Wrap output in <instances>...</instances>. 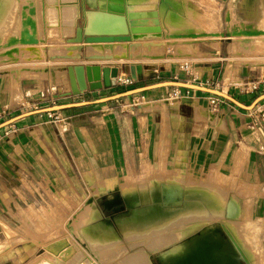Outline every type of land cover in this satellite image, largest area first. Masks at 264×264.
Here are the masks:
<instances>
[{
  "label": "crops",
  "instance_id": "1",
  "mask_svg": "<svg viewBox=\"0 0 264 264\" xmlns=\"http://www.w3.org/2000/svg\"><path fill=\"white\" fill-rule=\"evenodd\" d=\"M84 8L88 11L97 10V7L91 8L86 3ZM162 31L165 38V28L162 27ZM148 40L151 42L153 39L144 40L147 44L142 39L136 40L139 42L138 45H141V47L138 46L141 53L136 50L135 46L134 50L133 47L130 49L122 43L116 47L117 53L112 51L113 56H110L112 58L108 57L105 60L102 58L104 61L100 59L101 62L94 61L89 56L93 50H89L90 48L84 43L83 47L86 46V53L82 48L79 59L71 60L72 62L67 60L66 63H63L65 65L58 66L60 70L62 69L60 67H65L63 68L64 72L61 70V74L65 78L61 75L55 84L51 79H41L42 77L20 79L19 84L22 87L23 97L22 101L18 103L12 102L10 92L11 85L17 80L18 74L14 73L10 82L7 78L8 74L0 75V124L14 116L33 110L32 102L42 100V93L56 98L57 104L92 101L111 95L115 87L101 85L100 68L107 65L118 66L119 73L131 75L129 66L134 64L138 76L134 86L154 83L152 80L158 77V74L155 73L158 72L157 67L160 68V66L170 72L172 78L175 74H180L181 79L186 80L182 71L176 66L179 59L186 57L183 45L163 46L162 51L169 57L167 58L169 62L166 60L157 62V60L153 61L154 57L152 56L153 59L150 56L143 58L144 51L154 53V50L149 46H142V42L144 45H151ZM196 44H201V42ZM197 46L200 49V45ZM204 46L215 51L211 56H220V48L213 45ZM177 47L179 48L176 50ZM133 50L134 52H132ZM125 51L135 54L134 57L137 55V59L125 60L127 54ZM220 60L221 57H218L213 63H210L212 64L210 66L199 65L201 63L199 62L198 65L203 69L194 72L196 79L192 78V81L202 80L205 69L209 70V74L205 77V83L208 84L212 72L216 75L221 69ZM61 62H65V60ZM80 64L87 68L88 89L83 93L76 94L73 93L74 88L77 87L75 77L71 76L66 67ZM140 70H142V74ZM232 79L230 81L232 84L259 79L258 82H261V86H263L262 82H264L262 78H252L251 76ZM172 88L163 87L150 90L152 92L149 96L151 102L147 109L142 106L128 108L122 106L123 104L116 106L112 103L113 101H110L58 111L66 119L59 121L64 124L63 131L59 127V122L52 121L49 113L30 115L0 129V233L5 235L6 240L11 242L15 239L8 233V230H13V226L23 227L25 225L23 215H25L24 209L28 200L34 199L38 204L44 203L45 182L48 180L58 183L60 179L69 177L74 179L77 184L78 182L84 185L88 184L90 189L93 188V184H97L95 187H99L98 181L100 180H105L106 183H111L114 186L115 182L112 181V183L107 178L142 176V163L149 162L150 175H155L157 178L184 175L191 177L194 173L212 167L219 173L218 176L224 173L253 182L259 189L264 187V108L262 110L258 104L252 110L243 109L224 99L225 101L217 111L210 112L202 105L207 92L182 88L183 98L173 100L166 98V100L163 95L170 93ZM153 97L158 98L154 99ZM234 97L245 104H250L254 100H248L245 95L237 94ZM118 100L116 102H119ZM163 100L167 101V108L165 107L167 115L164 114L162 103H160ZM260 104H264V100ZM49 105L48 102H42L41 108ZM99 117H102L104 121H98ZM35 130L37 137L33 134ZM5 131H12V133L6 137ZM222 170L231 171L234 175L222 172ZM87 178H91L92 181L87 182ZM27 179L36 185L32 197L30 196L32 193L25 185ZM96 189L94 188L92 191L94 196H97ZM99 189L100 192L114 193L106 188ZM120 189L121 186L118 191ZM261 200L259 211L261 219L264 220V193H261ZM122 201L127 207L126 200L123 198ZM70 223L71 220L67 225ZM92 229L94 231L110 230L109 232L118 235L114 225L109 221H103V219L93 221ZM55 240L49 241L46 245ZM46 252L35 255L32 260L38 258L36 260H40V264H49L52 261L47 262L45 260L47 256L39 258ZM155 252L158 253V251L150 252L151 259ZM84 254L82 249L79 250L78 254L73 256V259L71 258L70 264H77L79 261L77 256L82 258ZM76 257L77 259H75ZM30 262L26 264H30ZM159 264H161L160 260Z\"/></svg>",
  "mask_w": 264,
  "mask_h": 264
},
{
  "label": "bare ground",
  "instance_id": "2",
  "mask_svg": "<svg viewBox=\"0 0 264 264\" xmlns=\"http://www.w3.org/2000/svg\"><path fill=\"white\" fill-rule=\"evenodd\" d=\"M160 1L161 0H129V3H131V7L135 10L150 9L156 5L158 11ZM232 2L234 15L238 16L237 11L239 9H244L248 13V16H250V20L254 21L253 23L259 22L264 13V0H255V2L252 1L254 3L249 2L247 5L244 0L245 6L242 3V0H232ZM85 3L91 8H95L97 5V0H26L22 4H19V0H0V39L2 40L4 36L8 34V32L10 33L8 39L3 43L5 44L4 47L12 46L11 51L17 50V48H22L26 49L30 53L29 58L27 59L29 62L28 67L21 70V72L16 76L17 80L14 81L13 85H11L10 92L12 97L11 99H13L12 102L22 101L23 92L22 87L19 84L20 79L23 77L38 78L42 76L43 71H38L39 68L36 67L49 66V73L52 77V83L55 84L58 82L59 77H61L62 74L58 65L56 66V64H58L57 62H61L62 60L73 61L77 58L79 59L84 43H86V46L90 48L89 50H93L91 51L90 55H88L91 56L94 61H99L102 58H104V60L108 57L112 58L110 57L111 55L113 56L112 51H118L116 47L122 43H124L125 46L127 45L128 48L133 47L134 49L135 46L136 50H139L138 46L141 47V45H138L139 42L136 40L131 42L84 41L82 38L84 26L82 25L83 20L81 17H83ZM162 9L163 6H160V15L158 11L161 31L162 27L164 28L166 26L163 17L161 19ZM41 18H47L48 22H59V26L63 28L64 32H68L69 36L73 39L70 42L65 43V45L60 44L62 45L60 47L53 46L52 44L49 45L48 49L50 52H48L46 49V34H44L41 25ZM79 19H81L80 23ZM102 20V18L96 19L95 24L97 28H100L103 25L101 22ZM169 23L170 22L168 21V24ZM172 24L173 23H170L169 26L174 28ZM54 31L57 32L56 30ZM163 34L164 33L162 31V37L164 38ZM258 36L264 38V34H260ZM163 38L159 40H156L157 38H149L153 40L151 42L148 40L151 45L148 44L147 46H149L150 49H153L154 53L148 54L144 52L145 55H143V58L150 56V58L153 59L152 57H154L153 61L157 60V62L165 60L163 58L164 54L161 53L163 45L166 44V40ZM199 38L201 37L196 36L194 38H185L184 43L192 45L193 51H198L199 53L200 50H198L197 45H195L198 40H200ZM144 40L146 41V39H142V41ZM233 40H237L236 36L233 38ZM213 42V45H220L218 39L215 37L213 38ZM143 45L144 44L142 42V46ZM134 50L132 52H134ZM232 51L235 50L232 48ZM139 52L141 53V50H139ZM134 55L135 54L128 52L125 55V60L131 58H133V60L134 58L137 59V55L135 57ZM140 57H142V55ZM196 64H198V62H194V70L200 71L201 67L198 65L196 66ZM63 70L62 72H64ZM66 70L68 71V69ZM140 73L142 74V70H140ZM61 80L63 81V78ZM160 103H162V106L163 104L165 107L167 106L166 100H163ZM149 105V101H144L142 104H140V106L146 109L147 107L149 108ZM164 106V114L167 115V107L165 108ZM198 111L200 115V107ZM97 120L101 122L104 121L102 117H99ZM60 126L62 129H64V126L61 123ZM86 131L87 130L85 129V132ZM36 133L37 132L35 130L33 132L35 137H37ZM151 176L150 178H152ZM154 178L156 177L154 176ZM179 181L181 180L176 179L175 181L168 183L165 182V179L163 180L158 178L155 180V182L150 180V183L141 189L140 187L138 188L128 184L126 185L124 192L121 193L124 195L123 197L126 200L128 206L133 209V214L126 220L119 222V225L124 233L123 235L126 234L124 237L129 234L132 235V233L133 235L136 233L138 234L139 232L140 235L143 234L142 231H139V227H145V229L149 231V234L153 229H158L160 226L165 224L164 230H166V234H162L164 233L162 232L164 227H162L161 230H155L156 236H154L155 234L153 235L148 245V248L151 247L150 249L158 251V256L163 258V264H243V259L247 260L251 264V256H256L259 259L262 258V249L260 250L261 245H258L260 244V239L258 241L256 237H252L253 233H251L252 228H255V226L252 227L253 222H251V220H247V218L251 217V212H253L252 205L249 201L245 200V214H242L241 211H243V207L239 203L237 196L232 195L231 200H229L227 190V193H225L223 192L224 190L221 191L219 189L221 184H218V186L216 185L217 187L215 188H211L202 184L203 186L211 188L209 190V188L207 189L206 187H203L200 183L198 186L197 181H194L195 183L190 181V183H192V187L197 188L192 190V187L187 186L189 184L185 185L187 186L186 189H182L181 184H178ZM240 181L241 183H235L232 188L234 189L238 184H242L243 187L246 186L248 189L253 188L255 185L253 182H249L247 180L241 179ZM198 187L200 188L199 190ZM224 188L230 190L228 187ZM260 191L264 193V187H261ZM99 192V190L96 191V193ZM110 198L111 199L107 202L108 206L112 205L113 201L120 200L119 196L113 195ZM242 215L244 218H240ZM103 217L102 211L98 207L97 203L92 201L87 206H85V208H83V210H81L78 215L75 214L72 216L70 218L71 223L67 225L70 234H72V236L68 237L69 241L75 244L79 250L82 249L85 253L84 257H87V259L93 264L100 261L103 262V260L106 258V256H104L105 258L103 257L104 259H101L104 252L110 251L114 253L113 255L115 256V253L116 255H118V253L121 254L125 248V244L122 243V239L119 235L109 232L110 230L94 231L92 229L93 221H100ZM171 227L174 229V231L172 230L170 232L174 233L167 234V229L171 230ZM256 228L254 229V232ZM151 233H154V230ZM159 233H161L162 236H157ZM258 233L259 232H257V236ZM150 235L152 236V234ZM255 235L256 234H254V236ZM244 238H248L251 241L250 246L245 244ZM256 245L259 247H255ZM257 251H260V253H257ZM135 254L136 257L134 258L133 256L134 259L131 258L133 260H130L131 262L128 263L153 264L149 251H144L142 253L137 252ZM109 255L114 257L111 254ZM77 257L79 258V263L82 258H80V256ZM77 257L75 259H77ZM57 259L60 258L57 257ZM120 259L123 260V257ZM60 262L61 259L58 260V263ZM257 262L256 264H258Z\"/></svg>",
  "mask_w": 264,
  "mask_h": 264
},
{
  "label": "rangeland",
  "instance_id": "3",
  "mask_svg": "<svg viewBox=\"0 0 264 264\" xmlns=\"http://www.w3.org/2000/svg\"><path fill=\"white\" fill-rule=\"evenodd\" d=\"M25 1L26 0H19V4H22ZM252 1L255 2V0H245L246 5L247 3L252 2ZM245 2L244 0H242V3L244 4V6H245ZM160 6H163V9L161 11L162 12L161 19L163 17V20L165 21V25L167 26V27L166 26L164 27L165 33H166L165 35L166 44H164L163 46L174 45L176 47L177 45H181V46L183 45L182 47L185 48L186 57L179 59L178 60L179 62L176 66L179 70L182 71L181 73L183 77L186 78V80H189L191 83H195V84H199L201 81H203L202 83L205 86H210V87L217 88L220 90L223 88L225 92H228L232 94L233 96L237 94L245 95L247 96V99L251 101L255 99L258 95L264 93V82H262L263 86H261V82L258 83L259 79H255L256 81H253V80L249 81L252 84L249 86H246V89H244L243 92L238 87V84L230 83L232 78L234 77L241 78L243 76H247V77L251 76L252 78L259 77L264 80V38H261L258 36L260 34H264V13L261 19L259 20V22L257 23H253L254 21L250 20V16H248V13L244 9H239L237 11L238 16H235L234 9L232 8L233 6L232 0H161L159 3V7H158L159 15H160V10H159ZM87 11L88 9L84 8L83 17H81L83 20L82 25L84 27L86 26ZM80 21L81 19H79V23ZM168 21L170 23H173L172 25L174 28L169 26L170 23L168 24ZM41 25H42L44 34H46L45 35L46 49L48 52H50V50L48 49L49 45L52 44L53 46L60 47L62 45H65V43L70 42L73 39L69 36L68 32L66 31L64 32L63 28L59 26V22L57 23L48 22L47 18H44V19L41 18ZM53 29L56 30L57 32H55ZM9 34L10 33L8 32V34H6V36H4L2 40L0 39V75L8 74L9 76L7 78L10 82L11 79L15 75L14 73L19 74L22 69H25L28 67L29 62L27 61V59L29 58L30 53L26 49H22V48H17V50L11 51L12 46L4 47L5 44L3 43L8 39ZM251 34L254 36H252ZM84 35L85 33L83 32V37ZM234 35L236 36L237 40H233V38L235 37ZM196 36L201 37L199 38L200 40H198V42H201V44H195V45H200V49L197 46L198 50H200L199 53L198 51L197 52L193 51L192 45H188L184 43L185 38H194ZM213 36L218 39L220 45H213L214 44ZM204 45H213L217 48H220V56L218 57H221V60H220L221 69L216 73V75H214L213 74L214 72H212L211 80L209 81L208 84L205 83V77H207V74H209L208 72L209 70H205V69H204L203 76H202L204 78H202V80H198L195 82L192 81V78L195 77L194 72H198L194 70V67H193L194 62H198V63L201 62L199 63V65H202V66H210L212 65L210 63H213L218 58V57H214L213 55L211 56V54L215 53V51ZM145 46L147 45H143V47ZM179 47H177L176 50ZM232 48L235 51H232ZM83 51L84 53H86V47H83ZM144 52L151 54L148 51H144ZM161 53H163V51ZM166 57L167 56L164 54L163 58H165V60H167ZM98 62H101V61H98ZM57 63L58 64H56V66L57 65L62 66V65H65L63 63H66V61L57 62ZM197 65L198 64H196V66ZM36 68H39L38 71H41V70L43 71L41 79H47V78L52 79L51 74L47 73L50 70L49 66H44V67L41 66V67H36ZM60 68H62L61 70H63V68L65 67H60ZM157 68H158V72H156L155 74H158V77L152 80L153 82L173 79L171 73L167 72L165 68H163V66H160V68L159 67ZM178 76H179V80L186 81L185 79H181L180 74ZM62 77L65 78L63 74H62ZM9 82H5V83L8 84ZM255 83H257L260 86V88L258 89L253 88ZM141 85H144V83ZM120 89L121 88L119 87L113 88L111 94L122 91ZM151 93L152 92L150 91H145L142 93L134 94L132 96L120 98L123 100L119 99L118 100L119 102H116L117 100H114L112 103L116 106L119 104H123L122 106H127L128 108H131V107L135 108V107L140 106V104H142L144 101L151 102V99H150L151 97H149ZM142 95H144V98H142ZM211 95H212L211 93H205V96H206L205 102L202 105L206 107L210 112L211 111L215 112L218 110L222 102L225 100H222V102H220L219 104L216 105V107H214L215 106L214 103L211 102V99H212ZM163 96L165 99L166 98L168 99L169 93ZM153 98L156 99L158 97H153ZM173 99L175 98H172L171 100ZM48 103L51 104L50 102ZM260 103L258 104L260 105L261 109L264 108V104H260ZM60 123L63 126L64 124L63 122H59V127L61 131H63L64 129L61 128ZM142 169H143V172L141 173L142 176H139V177L124 176L120 178H107L110 182L112 181L115 182V185L113 187L111 186L112 184L106 183L105 180L98 181V185L100 184L99 187H95L97 184L95 185L93 184L92 189L88 187L89 186L88 184L84 185V184H80V182H78L77 184L75 183L74 179H71L69 177H66V179L64 178L60 179L58 183H52V181H49V180L46 181L45 182L46 194L44 196V203L38 204L37 200H34V199L28 200V204L24 209L25 215H23L25 225L23 227H17L15 225L13 226L12 231L11 229L8 230V233H10V236L11 235L14 236L15 239H13V241L10 242L6 240V237L3 233H0V264H26L27 262H30V260H32V258H34L35 255H40L44 251H47L45 250V248H43V246H45L46 243H48L49 241L62 238V237H66V236L68 237L72 236V234H70L69 232V229L67 228V224L70 218L74 216L75 214L78 215V213H80L81 210H83V208H85V206H87L93 200L96 201L98 207L102 211V214L104 216L102 218L103 221L105 222L109 221L110 223L114 225L116 232L122 239V243L125 244V248L123 249L124 251L121 252V254L118 253V255H116L115 253V256H114L113 255L114 253L110 251L104 252L101 259H104L105 258L104 256L108 258L107 259L105 258L103 262L100 261L94 264H124V262L125 264H133V263H128V262H131L130 260H133L136 257L135 253L137 252L142 253L144 251H149L150 253L152 250L154 252V249H150L151 247L148 248L149 242L154 234H155L154 236H156V231L161 230L162 227L165 226V224L160 226L158 229L152 228L154 230V233H151L153 231L152 230L148 234L149 231H147L145 227L144 228L139 227L138 228L139 231H142L143 234L140 235V232L137 231L139 232L138 233L139 235L137 233H136L137 235L136 234L133 235L132 233V235L129 234L127 235L128 237L127 236L124 237L126 234L123 235L124 233L122 231V228L119 225V222L129 218L133 214V209L129 207L128 204L126 207L125 203L122 201V199L124 198L123 197L124 195L122 193L124 192V189L127 184L138 187V188L140 187L141 189V188H144V186L148 185L150 183V180H153L155 182V180H157L158 178L163 179V180L165 179V182H168V183H171L172 181H175L176 179L177 180L182 179L181 181L178 182V184H181L182 189L183 188L186 189L187 186L192 187V183H190V181L193 183H195L194 181H197L198 186L200 184L201 185L203 184L211 188L212 187L215 188L218 186V184H221L222 187L220 186L219 189L221 191L224 190L223 192L225 193L228 192L227 195L229 197L228 198L229 200H231L232 195L237 196L239 203L243 207V211H241L242 214H245V208H244L245 200L249 201L252 205L253 212H251L252 215L250 218H247V220L249 221L251 220V222H253L252 227L254 226L255 228L257 227L255 230L256 233L254 232L255 228H252L251 233H253V235L252 234L251 235L252 237H256L258 241L260 239V244H258L259 242L256 244H258L259 246L261 245L260 250L262 249L261 250L262 258L259 259L256 256L255 257L251 256L250 261H251V264H256L257 261H258L257 262L258 264H264V224H263L264 220L261 219L262 217L259 211V205L262 202L261 200L262 192L261 191H259L261 193L258 192V189H259L258 187H255L254 185L253 188L248 189V187L246 186L243 187L242 184H238L233 189L232 188L233 185L235 183H241L240 181L241 179L235 178L232 175L231 176L226 175L224 173L218 176L219 173H217V171L212 167L209 169L200 171L198 173H194L193 176L191 177H188L186 175L180 176V177L174 176L172 177V178H175L173 180L172 178H168V177H158L157 178V176L154 175L156 177L154 178V176H151L150 175L151 167H150L149 162L142 163ZM222 172H225L227 174L232 173L231 171L228 172V171H223V170ZM232 174L234 175V173ZM149 175L152 178H150ZM89 180L92 181L91 178L89 179L87 178V182H90ZM186 184H189V185L185 186ZM25 185L28 187L30 193H32L30 195L32 197V195L34 194L33 191H35L36 189V185H34L29 179L25 181ZM120 186H121V189L119 190L120 191L119 192L118 189ZM206 186H203V187H206ZM209 187H206V188L208 189ZM224 187H228L230 188V190ZM94 188H97L95 190V194H97V196H94L92 194V191L94 190ZM99 188H106V189L110 188L109 191H114V193H110V192L107 193V191L96 193V191L100 190ZM194 188L192 187L191 189L194 190ZM211 188H209V190ZM199 189L200 188L198 187V190ZM113 195L119 196L120 200L113 201L112 205L108 206L107 202L111 199L110 197ZM240 218H244V216L242 215ZM36 229L38 230V232ZM164 229L165 227L162 229V232H164V233L161 232L162 234H166L165 233L166 230ZM172 230L174 231L172 227H171V230L167 229L168 231L167 234L174 233V232H170ZM257 232H259L258 236H257ZM161 233L157 234V236H162ZM150 234H152V236ZM254 234L256 235L254 236ZM244 242L247 246L251 245L250 243L251 241L248 238L247 239L244 238ZM259 246L256 245L255 247L258 248ZM253 251L256 252L255 250ZM47 252L44 253L39 258H42L43 256H47L45 260L47 262L51 260L52 262H50V264H70L71 263L70 262L71 259H69L68 261L61 260V262L58 263V260L60 259H57V257H55L50 252H48V254H50V256H48ZM257 253H260V251H257ZM109 254H111L114 257H111ZM121 255L124 261L120 259L122 258ZM84 259L88 261L90 264H93L92 262H90V260L87 259V257H84V256L82 257L81 261ZM162 259L163 258L160 256L158 257V253L155 252L151 260L153 264L154 262L155 264H159V260L161 261V264H163ZM35 260H32L30 264H40L39 262L40 260H36V261ZM242 262L243 264H247V263L250 264L245 259H243Z\"/></svg>",
  "mask_w": 264,
  "mask_h": 264
},
{
  "label": "water",
  "instance_id": "4",
  "mask_svg": "<svg viewBox=\"0 0 264 264\" xmlns=\"http://www.w3.org/2000/svg\"><path fill=\"white\" fill-rule=\"evenodd\" d=\"M97 10H89L86 14V26L84 27L83 40L86 42L93 41H132L138 39L161 38L162 31L158 18V11L156 5L150 9L135 10L131 7L129 0H97ZM103 19V25L100 28L96 27V19ZM71 76L75 77L77 87L74 88L73 93H83L88 89L86 66L73 65L66 67ZM131 76L137 81V69L134 64L129 66ZM119 73L118 66H103L100 68L101 85L105 87H113L116 83V77ZM163 87H177L195 89L203 92L211 93L220 96L228 101L234 103L243 109L252 110L258 103L264 100V93L258 95L250 104H245L238 100L232 94L223 90L213 88L210 86L189 83L182 80H165L158 81L147 85L134 86L120 92L107 95L92 101H79L70 103H61L49 105L39 109L31 110L17 116H14L0 124V129L14 123L24 117L38 114L51 113L62 111L67 108L75 106H85L95 103H106L118 100L123 97L132 96L134 94L159 89ZM45 250L59 257L63 261H68L73 256L77 255L79 249L77 246L69 241L68 238H59L45 247Z\"/></svg>",
  "mask_w": 264,
  "mask_h": 264
},
{
  "label": "built area",
  "instance_id": "5",
  "mask_svg": "<svg viewBox=\"0 0 264 264\" xmlns=\"http://www.w3.org/2000/svg\"><path fill=\"white\" fill-rule=\"evenodd\" d=\"M187 68H188V66H187ZM178 75L179 74H175L173 76V80H179ZM186 81L191 83L189 80H186ZM193 81H195V80H193ZM135 83H136V80L130 74L118 73V75L116 77V83L113 87H119V88H121V90H125V89H128V88L134 86ZM237 84H238V87L240 88V90L243 92V90L246 89V86H249L252 83H250L249 81H247V82L240 81ZM199 85H203V83L200 82ZM253 88L258 89V88H260V86L257 83H255ZM221 90L225 91L223 88ZM183 97H184V94L182 92V88L174 87L173 90L169 93L168 99H170V98L171 99L172 98H178V99L180 98L181 99ZM41 98H42V100H40V101H33L32 102L31 107L33 108V110L39 109L41 107L42 102H50L51 103L50 105L57 104L56 98H54L52 96H48L45 93H42ZM142 98H144V95H142ZM211 98H212L211 102L214 103V105H215L214 107H216L217 104H219L220 102H222V100H224L220 96L213 95V94L211 95ZM49 117L56 123H58L59 121H62V120L63 121L66 120L64 117L62 118V114L60 112H51V113H49ZM11 133H12V131H5L4 135L6 137H8L9 135H11ZM78 264H90V263L86 260H83V261H80Z\"/></svg>",
  "mask_w": 264,
  "mask_h": 264
}]
</instances>
